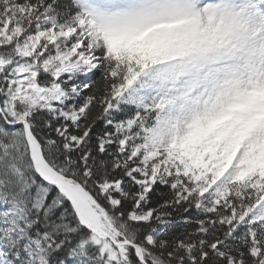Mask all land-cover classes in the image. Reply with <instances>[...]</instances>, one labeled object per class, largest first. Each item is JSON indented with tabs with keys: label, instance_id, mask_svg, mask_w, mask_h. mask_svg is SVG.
I'll return each mask as SVG.
<instances>
[{
	"label": "snow or ice",
	"instance_id": "snow-or-ice-1",
	"mask_svg": "<svg viewBox=\"0 0 264 264\" xmlns=\"http://www.w3.org/2000/svg\"><path fill=\"white\" fill-rule=\"evenodd\" d=\"M0 264H264V0H0Z\"/></svg>",
	"mask_w": 264,
	"mask_h": 264
}]
</instances>
